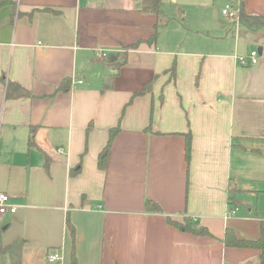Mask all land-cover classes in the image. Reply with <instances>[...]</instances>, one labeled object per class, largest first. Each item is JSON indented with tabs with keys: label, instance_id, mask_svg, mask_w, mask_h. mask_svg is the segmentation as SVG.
I'll list each match as a JSON object with an SVG mask.
<instances>
[{
	"label": "crops",
	"instance_id": "0c3cea01",
	"mask_svg": "<svg viewBox=\"0 0 264 264\" xmlns=\"http://www.w3.org/2000/svg\"><path fill=\"white\" fill-rule=\"evenodd\" d=\"M9 1L0 6V192L16 210L0 213V245L23 239L19 264H71L68 218L78 264H264L260 249L224 243L228 229L255 239L264 225V28H185L194 5L217 15L213 0H161L160 16L141 0ZM241 1L264 14V0L225 5ZM165 17L155 42L145 40ZM125 49L116 70L110 62ZM8 82L19 97H6ZM148 198L163 212L147 211ZM50 252L61 260L48 262Z\"/></svg>",
	"mask_w": 264,
	"mask_h": 264
},
{
	"label": "trees",
	"instance_id": "16d2710c",
	"mask_svg": "<svg viewBox=\"0 0 264 264\" xmlns=\"http://www.w3.org/2000/svg\"><path fill=\"white\" fill-rule=\"evenodd\" d=\"M9 0H0V6L3 4L9 3ZM161 0H141V10L144 12H150L157 16H160L162 10H161ZM44 10H53L49 7H43ZM168 22V18H164L163 20H159L158 23L154 26L153 31L149 35V37L145 40H148L150 42H155L158 34V28L166 24ZM239 23L251 30H256L259 28H264V14H250L245 12L243 7V2L241 1L239 4ZM140 41H135L134 43H131L130 45H127L126 48H135L137 43ZM127 51H122L119 58L117 60H114L110 62V65H113V67L117 70L119 66H121L126 61ZM171 76L173 77L174 74V66L170 68ZM115 76V73L107 74L104 78L103 83V89L110 88L112 85L113 77ZM150 82L146 83L143 90L140 92H145L150 87ZM70 87V80L68 78H63L59 88L62 90H68ZM6 97L7 98H16L20 96V86L14 82H8L6 83ZM119 131V127H112L109 130L108 139L107 142L99 156L98 159V166L100 168H105L107 165L108 160V154L112 145V142L114 140V137L116 136L117 132ZM34 144L33 140V132L30 133L28 136V145L32 146ZM190 152H191V133L188 132L185 134V157L187 160L190 158ZM79 170V167H75L73 169V174H75ZM145 207L146 210L149 212H157L162 213L163 210L160 206V204L153 200V199H146L145 200ZM166 221L181 230L188 231L190 233L194 234H207L208 231L206 228L197 223L196 221H193L192 219L188 217H184L182 221H178L175 218L171 217V215H165ZM67 227L69 230V235L71 238V250H70V262L71 264H78L77 258H76V250H75V227L70 222V220L67 218ZM24 243L23 239H17L11 242L10 244L6 246L0 245V256L4 253H9L12 262L10 264H19V261L17 260V255H19L21 251L22 244ZM224 243L229 246H236V247H247V248H255L260 249V262L262 263L264 259V225L262 227L261 234L258 238L250 239V238H238L232 230L228 229L224 236ZM0 264H3L0 260Z\"/></svg>",
	"mask_w": 264,
	"mask_h": 264
},
{
	"label": "rangeland",
	"instance_id": "374dc122",
	"mask_svg": "<svg viewBox=\"0 0 264 264\" xmlns=\"http://www.w3.org/2000/svg\"><path fill=\"white\" fill-rule=\"evenodd\" d=\"M215 3L212 8L218 11L217 15H214L212 12L209 13V11H206L205 14L203 10L198 6H192L191 8H188L187 12V18L183 19L184 23H187V27L185 28H191L193 30L201 31L206 34L207 31L210 30L213 35L222 34L224 31V25L229 24V21L232 22V20L225 15L221 14L220 11L226 7L225 1L226 0H213ZM228 5V4H227ZM177 24H170L168 27L169 31L173 32V28L176 27ZM247 182V183H246ZM246 184L249 186H255L258 183L257 180H249L245 181ZM250 198L254 199L255 196L252 194L249 196ZM260 200L264 203V196L260 197ZM264 216V213H263ZM1 233V228H0Z\"/></svg>",
	"mask_w": 264,
	"mask_h": 264
},
{
	"label": "built area",
	"instance_id": "2783aa9c",
	"mask_svg": "<svg viewBox=\"0 0 264 264\" xmlns=\"http://www.w3.org/2000/svg\"><path fill=\"white\" fill-rule=\"evenodd\" d=\"M221 13L225 15L226 17L230 18L232 21L239 23V7L236 5L228 4L225 8L221 10ZM102 55H105V53H102ZM257 51L251 50L248 54L249 61L248 64H255L257 61ZM239 61L241 63L244 62L243 58L240 57ZM16 208L13 205L9 204V197L5 192H0V213L5 212H15ZM227 213H234V209L228 208ZM61 256L56 252H50L47 254V261L50 263H55L59 260H61Z\"/></svg>",
	"mask_w": 264,
	"mask_h": 264
}]
</instances>
